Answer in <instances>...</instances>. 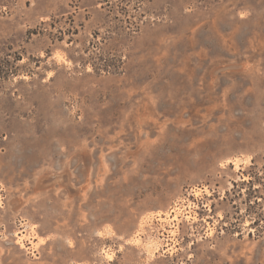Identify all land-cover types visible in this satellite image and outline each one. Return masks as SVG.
<instances>
[{"label":"rangeland","instance_id":"obj_1","mask_svg":"<svg viewBox=\"0 0 264 264\" xmlns=\"http://www.w3.org/2000/svg\"><path fill=\"white\" fill-rule=\"evenodd\" d=\"M0 264H264V0H0Z\"/></svg>","mask_w":264,"mask_h":264}]
</instances>
